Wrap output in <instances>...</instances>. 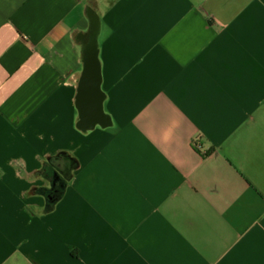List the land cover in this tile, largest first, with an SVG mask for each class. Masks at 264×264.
<instances>
[{
	"label": "crops",
	"instance_id": "1",
	"mask_svg": "<svg viewBox=\"0 0 264 264\" xmlns=\"http://www.w3.org/2000/svg\"><path fill=\"white\" fill-rule=\"evenodd\" d=\"M0 264H264V0H0Z\"/></svg>",
	"mask_w": 264,
	"mask_h": 264
},
{
	"label": "water",
	"instance_id": "2",
	"mask_svg": "<svg viewBox=\"0 0 264 264\" xmlns=\"http://www.w3.org/2000/svg\"><path fill=\"white\" fill-rule=\"evenodd\" d=\"M96 25L93 29V33L90 37V40H92L94 43V48L92 49V51L95 53L96 57L99 58V54H100V43L98 41V36L100 33V18L96 17ZM93 73H95V77L97 78L92 79V82H94V85L90 88L89 83L90 81H88V83L86 84V86L84 87V90L87 91L86 94H84L83 97L84 101L82 103H77L76 108H77V117H76V126L78 128H80L81 131H83V133H87V131L92 129H95L96 127H100L101 129H105L106 127L110 126L108 124H105L106 122H104L106 120L107 117H109V113L105 110L104 108V103H105V94L104 91L102 90V85H101V81L98 80V73H99V68L96 66L94 67L93 64ZM96 88V91H100L99 95H95L94 91H92L91 89ZM92 91V93H91ZM103 92V93H102ZM87 120L89 123H91L92 125L90 127H86V129L84 130L83 128L85 127H80V125H82V120ZM52 163L53 166L58 167L60 165H66L67 168L69 169L68 171V175L66 176L65 174H60L57 170H54L51 175L50 178V183L51 188L50 189H46L44 184H40L37 185L35 187V190H37L36 193H39L41 195V197L44 196V198H47V202L46 205L44 207V209L41 210V212L39 213L40 215H47L50 214L52 212H54L57 207L59 202L62 200L69 182L73 179L74 174H75V170L76 169H71L72 166V162L77 163L76 157L73 156V154L71 153V151H65V152H59V154L56 155H50V156H46L43 159V162L41 164V168H43V166L45 165L44 163ZM43 170L46 172L47 169L44 167ZM58 182V186L60 187V191H58V193H56L55 191V186L54 184ZM39 190V191H38ZM46 195H43L45 194Z\"/></svg>",
	"mask_w": 264,
	"mask_h": 264
},
{
	"label": "flooded vegetation",
	"instance_id": "3",
	"mask_svg": "<svg viewBox=\"0 0 264 264\" xmlns=\"http://www.w3.org/2000/svg\"><path fill=\"white\" fill-rule=\"evenodd\" d=\"M91 1L93 2V0H87V4H89ZM74 150H75V147L72 146V148H70V150H68V151H71V153L73 154V156H75ZM76 160H77V163H75V162L73 163L72 162L71 169H77L78 168V166H79V160L77 158H76ZM44 164L45 165L43 166V168L45 167L47 169L46 172L40 166L34 173H35V175H38L39 177H42V179L44 181L43 184H44V186H45L46 189H50L51 188V185L52 184L50 183V178H51V175L53 174L52 172L54 170H57L60 174H65L66 176L68 175V172H69L68 170L69 169L67 168V166L65 164L63 166L60 165L58 167L53 166L52 163H50V162L49 163L45 162ZM54 186L56 188L55 189L56 193H58V191H60V187L58 186V182H56L54 184ZM43 195H46V193L43 194ZM40 202H41L40 204L30 205L28 207V209L29 210H34L37 213H40L41 210L44 209V207L46 205L47 198L45 199L44 196H43Z\"/></svg>",
	"mask_w": 264,
	"mask_h": 264
}]
</instances>
